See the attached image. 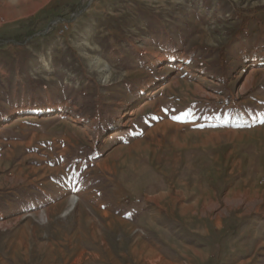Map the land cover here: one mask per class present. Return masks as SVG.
Segmentation results:
<instances>
[{"label": "rangeland", "instance_id": "obj_1", "mask_svg": "<svg viewBox=\"0 0 264 264\" xmlns=\"http://www.w3.org/2000/svg\"><path fill=\"white\" fill-rule=\"evenodd\" d=\"M1 44L0 264H264V0H0Z\"/></svg>", "mask_w": 264, "mask_h": 264}, {"label": "trees", "instance_id": "obj_2", "mask_svg": "<svg viewBox=\"0 0 264 264\" xmlns=\"http://www.w3.org/2000/svg\"><path fill=\"white\" fill-rule=\"evenodd\" d=\"M5 42H7L6 44H11V45H13V46H22V45H24L23 41H22V40L19 41V40L17 39V37H16V38H9V39H6ZM3 46H5V44H1V45H0V47H3Z\"/></svg>", "mask_w": 264, "mask_h": 264}, {"label": "bare ground", "instance_id": "obj_3", "mask_svg": "<svg viewBox=\"0 0 264 264\" xmlns=\"http://www.w3.org/2000/svg\"><path fill=\"white\" fill-rule=\"evenodd\" d=\"M145 106H146V105H145V104H143L142 106H140V107H139V109H138V110H141V109H143Z\"/></svg>", "mask_w": 264, "mask_h": 264}, {"label": "built area", "instance_id": "obj_4", "mask_svg": "<svg viewBox=\"0 0 264 264\" xmlns=\"http://www.w3.org/2000/svg\"><path fill=\"white\" fill-rule=\"evenodd\" d=\"M66 27L60 30V33H63L65 31Z\"/></svg>", "mask_w": 264, "mask_h": 264}]
</instances>
